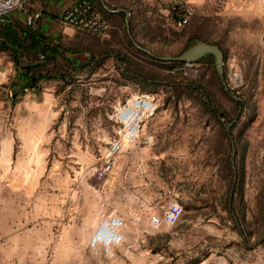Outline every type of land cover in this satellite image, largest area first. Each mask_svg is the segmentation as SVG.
I'll use <instances>...</instances> for the list:
<instances>
[{"label": "rangeland", "instance_id": "374dc122", "mask_svg": "<svg viewBox=\"0 0 264 264\" xmlns=\"http://www.w3.org/2000/svg\"><path fill=\"white\" fill-rule=\"evenodd\" d=\"M140 2L145 6L144 16L152 23L159 20L163 35L168 38L165 44H159V49L164 56L175 53L184 40L181 33L187 31L186 26L179 29L172 26L169 7L164 1L157 0L158 5H150V0ZM193 5L195 13L189 22L202 18V24L205 25L202 27V35L218 41L225 53L226 58L222 65L227 78V92L235 100L238 99L237 95L249 98L253 106L254 115L249 125L238 134V129L245 120L242 113L238 120V129H234L239 142L245 143L242 161L240 152L236 158L237 164L242 162L244 172L242 199L245 215L242 224L245 231L241 230L239 221L229 209L233 220L235 219V226L236 222L238 224V227L233 228L231 219L222 208L227 193L212 148L217 125L201 117L197 106L184 95L176 102L164 99L168 87L161 82L148 92L153 93L157 99L155 112H170L169 118L173 124L168 139L174 142L172 152L177 158L173 175L177 185L174 192L177 195L172 199L182 204L183 214L175 225H161L156 229L149 227L148 219H145L143 227L136 228V223L133 224L131 218L127 220L125 217L127 223L123 231L126 241L113 248V257L105 256L100 248L91 251L86 247L89 232L102 215L114 213L124 216L121 213L122 201L119 196L130 187L128 180L118 179L119 177L114 179L107 188L118 197L105 202L101 195L93 198L86 192L92 189L103 190L101 183L92 176H87L113 127L107 114L116 102H123L133 92L141 91L136 83L119 85L112 84L109 80L92 86V90L85 89L82 93L81 109L64 114L60 112L43 134L41 146L43 150L48 147L47 153L42 155L41 149L37 148L34 150L33 160L28 158L26 161L28 166L32 165L34 168L33 174L28 175L33 176L32 182L36 187L49 183L50 188L74 187L82 193L86 192L87 195L80 198L84 208L81 210L82 218L76 222V229H67L64 232L54 230V233H58L56 237H43L39 229L32 241L28 240L26 243L25 240L16 247L15 252L9 253V260L5 258L0 264H166L171 260V253L174 264H185L194 258L199 260L196 264H264V243H258L264 236L260 237L262 227L258 214L261 200L264 203V12L258 17L256 32L255 29H249L248 21L241 25V19L237 18L227 19L225 31L220 13L222 7H214L211 0H202ZM136 24L140 22L136 21ZM236 26L238 27L235 30ZM111 30L109 27L108 37L102 39H108ZM172 33L177 34V37H172ZM146 45L155 49L158 44L147 42ZM251 50L256 52L250 54ZM153 67L160 70L156 64ZM200 68L199 63L190 62V65L183 63L178 69L184 75L193 76ZM174 70L171 67L167 72ZM222 104L226 106L229 103L224 101ZM66 106L69 108V105ZM244 112H249V109ZM238 113L239 109L232 122ZM148 121L146 119L143 125L144 134L147 133ZM221 123L223 126L227 122L221 120ZM238 150L240 151V147ZM122 154L124 152L119 156ZM45 174L46 180L42 181ZM68 177L75 179L70 182L74 185H70L68 179L66 181L65 178ZM158 245L159 249L151 251L150 248Z\"/></svg>", "mask_w": 264, "mask_h": 264}, {"label": "crops", "instance_id": "0c3cea01", "mask_svg": "<svg viewBox=\"0 0 264 264\" xmlns=\"http://www.w3.org/2000/svg\"><path fill=\"white\" fill-rule=\"evenodd\" d=\"M77 1L27 0L21 8L10 12L5 21L0 23V110L10 114V130L0 138L2 169L6 179V187L0 191V261H5V258L9 260V253L15 252L16 247L22 245L25 240L26 243L28 240L32 241L39 229L43 237L58 236L54 230L64 232L67 229H76V222L82 218L81 210L84 208L80 198L87 195L86 192L93 198L102 196L104 202L113 197L117 198L118 195H113L107 187L118 177L130 183V187L123 190L119 196L122 201L121 213L127 220L131 218V222L136 223V228L143 227L149 214L144 208H138V204L130 199V192L139 194L149 204H166L170 199L176 201L172 198L177 195L174 192L177 185L173 179L177 158L172 152L174 142L168 139L173 124L169 118L170 112H153L147 118L149 121L146 134L152 139L149 150L139 149L140 153H131V157L125 153L119 156L112 172L107 174L102 182L103 190L92 189L82 193L74 187L50 188L49 183L36 187L32 182L33 176L28 175L33 174L34 168L32 165L28 166L26 161L28 158L33 160L34 150L41 149L42 155L48 151V147L43 150L41 146L44 132L60 112L64 114L81 109L82 93L86 88L87 91L92 90V86L109 80L112 84L119 85L135 83L130 76L119 74L118 70L123 67V63L115 57L116 49L125 52L127 56L130 54L119 45L117 40L120 39V33L115 31V28L105 40L96 34L98 40L104 41L101 46L107 50L103 53L105 59L100 64L88 62L91 53L100 52V44L85 48L88 40L83 37L81 30L61 21L64 10ZM102 1L109 8L125 9L129 16L128 7L131 0ZM162 1L167 6L172 2ZM188 1L197 4L202 0ZM149 3L158 5L157 0H150ZM221 7L225 31L227 19L237 18L241 19V25L242 22L248 21L249 29H255L256 32V22L264 12V0H228ZM31 12H38L39 16L31 24H27L25 18ZM22 27H28L33 32L32 39H37L38 36L48 39L51 42L47 45L48 48L52 47V42L59 43L56 52L52 54L54 63L48 61L44 64L47 68L54 64L57 74L40 79L36 89L23 87L25 73L22 67L27 63V58L33 55L32 51L28 49L21 55L17 49L2 47L6 44L4 39L7 36L25 41V37L19 32ZM67 41L77 42L78 46H70ZM10 52L12 55L16 53L15 61L11 60ZM252 52L256 50H251L250 54ZM134 59L138 64L144 65L142 56L137 55ZM66 67L69 69V77H59L60 69L65 70ZM66 100L69 103H66ZM95 100L98 101L97 98ZM46 177L47 174L43 175L42 181H45ZM65 179L69 180L70 185L73 184L70 182L75 180L71 177ZM62 235L63 233L59 237Z\"/></svg>", "mask_w": 264, "mask_h": 264}, {"label": "trees", "instance_id": "16d2710c", "mask_svg": "<svg viewBox=\"0 0 264 264\" xmlns=\"http://www.w3.org/2000/svg\"><path fill=\"white\" fill-rule=\"evenodd\" d=\"M93 9L109 24L110 28H115V31H119L120 39L117 40L119 45L125 48L130 55H126L125 52H120L116 49L115 57L123 63V67L119 69L120 75H128L131 80L133 79L141 91H150L156 88L161 82L166 83L168 91L166 92L164 99L175 101L181 98L183 95L188 98L193 104L197 106L198 112L201 117H205L208 121L211 120L214 124L217 125L218 130L216 136L213 138V151L217 159L219 174L224 180V189L227 193L232 177L234 176V183L232 189V195L230 200L229 209L233 212L234 217L239 221L241 230H244L242 220L244 218V203H243V179L244 172L242 162L237 164V155L240 152V161H242L244 156L245 143H240L238 140V135L234 134V129H238V120L241 114H244L245 120L240 125L238 129V134H240L250 123L254 111L253 106L249 98L237 95L238 99L235 100L233 97L224 90L223 85L221 84L219 77L216 73L215 66L213 63V58L210 54H205L194 62L199 63L201 68L196 71L193 76H187L179 70L184 62L175 61V60H161L159 57L164 56L163 52L159 49V44H165L168 41V38L163 35V29L160 26V21L155 20L153 23L146 18L145 15V6L140 0H131L128 16V28L126 30L123 24V13L121 12H108L100 4L99 0H87ZM93 3V4H92ZM173 11V10H172ZM201 19H195L193 22H187L186 26L187 31L181 33L184 36V40L181 43L180 49L170 56L178 55L182 50L191 46L196 42H206L210 44H215L222 52V62L225 61V53L222 51L218 41L209 39L202 35L203 21ZM136 21L140 24H136ZM82 32L84 38H87L88 43L85 48L89 49V46L93 44H100V52L95 54H90L88 62H100L105 59L106 56H103V53H106L107 50L102 48L103 40H98V36L91 32L90 30L79 28ZM114 31V32H115ZM20 34L25 37V41L18 40L17 38L7 36L4 39L6 43L2 47L8 49L11 47L17 49L18 54L23 55L24 51L30 49L33 55L29 56L27 63L22 67V70L25 73V83L23 87L27 89H36L38 88V81L40 79L50 78L57 74L56 66L52 64V67L47 68L44 66L45 63L50 61L54 63V58L52 56L53 52H56L59 47V43L52 42V47L48 48L51 42L48 39H45L41 36H38L37 39H32L33 32L30 31L28 27H22L19 29ZM128 32V33H127ZM177 37V34L172 33ZM138 37L141 38L140 41ZM27 39V40H26ZM147 42H155L157 48L150 49L147 47ZM70 46H78L77 42L67 41ZM137 44L139 47L146 49L147 51H142L135 46ZM1 47V46H0ZM35 47H38L36 49ZM50 53V54H49ZM137 55L142 56L145 60V66L143 64H138L134 57ZM16 53L12 55L10 52L11 60L15 61ZM28 56V55H27ZM87 63V64H89ZM160 67V70L155 69L153 65ZM150 65V66H149ZM171 67H174L175 70L171 73L167 70ZM223 70V79L227 80L225 75L224 65H222ZM59 77H69V69L66 67L65 70L60 69ZM228 102V105L222 104V102ZM239 113L235 118V121L231 123L229 127V134L232 136V140L235 146L234 157H233V168H231L229 163V150L230 143L226 132L222 126L221 120L224 122H230L235 117L237 110ZM245 109H249V112H244ZM110 108H108V111ZM240 147V151L238 148ZM264 195V192H262ZM194 206L193 204H191ZM237 205V208H235ZM223 210H225L226 215L232 221V227L236 228L233 215L230 213L229 209L226 207V198L223 200L222 204ZM259 214V223L262 227L260 237L264 234V203L260 202L258 208ZM249 234L247 233V236ZM258 243H264V236L258 241ZM151 251H156L159 249L158 246H153L150 248ZM173 254L169 255L171 260L166 262V264H174ZM198 258L189 260L185 264H196L198 263Z\"/></svg>", "mask_w": 264, "mask_h": 264}, {"label": "built area", "instance_id": "2783aa9c", "mask_svg": "<svg viewBox=\"0 0 264 264\" xmlns=\"http://www.w3.org/2000/svg\"><path fill=\"white\" fill-rule=\"evenodd\" d=\"M27 0H0V23L15 9L21 8ZM228 0H211L214 7H221ZM169 18L175 29L183 27L195 13L194 5L188 0L171 2ZM173 10V11H172ZM39 16L38 12L27 14L25 21L31 24ZM61 21L75 28H83L97 34L100 38L108 37V24L97 14L87 0H78L61 14ZM190 65V63H185ZM158 106L153 93L137 90L130 94L123 102H116L107 119L112 123L111 133L106 136L105 144L99 151L95 163L91 167L90 174L95 181L103 184L107 174L111 173L116 159L122 152L131 157V153H140L139 149H145L152 145L149 134H144L142 129L145 120L155 112ZM9 112L0 110V138L5 132H9ZM1 149V148H0ZM0 151V191L6 187ZM100 185V184H99ZM130 199L136 202L138 208H144L149 214L148 225L156 229L161 225H175L183 214V206L177 201H169L166 204L147 203L139 194L130 192ZM125 217L118 214L102 215L89 232L86 239V247L95 251L103 250L105 256L113 257L112 250L126 241L124 228Z\"/></svg>", "mask_w": 264, "mask_h": 264}, {"label": "water", "instance_id": "95a60500", "mask_svg": "<svg viewBox=\"0 0 264 264\" xmlns=\"http://www.w3.org/2000/svg\"><path fill=\"white\" fill-rule=\"evenodd\" d=\"M100 2H101L102 7L107 11L123 12L124 13V26L127 30V28H128V13H127V11L123 8H109L107 5H105L103 3L102 0H100ZM135 46L139 47L137 44H135ZM141 49L144 51H147L143 48H141ZM205 54H210L212 56L216 73L219 77L221 84L223 85L224 90L227 91L226 83H225V80L223 79V75H222V72H223V70H222V52L218 48V46L215 44H210V43H206V42H196V43L192 44L191 46L187 47L186 49L182 50L176 56H160L159 58L161 60H175V61H182L184 63H190V62H194L196 59H198L199 57H201ZM232 121L223 124L224 130H225L227 137L229 139V142H230V154H229L228 160H229L231 167L233 164V156H234V151H235L232 138L229 134V127H230ZM234 179L235 178L233 176L232 180L230 182L228 191H227L226 206L228 209L230 207V200H231V195H232ZM236 226L238 227L237 222H236Z\"/></svg>", "mask_w": 264, "mask_h": 264}]
</instances>
